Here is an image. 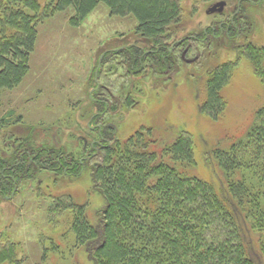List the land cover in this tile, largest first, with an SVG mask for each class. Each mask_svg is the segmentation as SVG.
<instances>
[{
    "label": "trees",
    "instance_id": "obj_1",
    "mask_svg": "<svg viewBox=\"0 0 264 264\" xmlns=\"http://www.w3.org/2000/svg\"><path fill=\"white\" fill-rule=\"evenodd\" d=\"M100 4H105L112 16L136 19L134 34L143 42L138 45L143 46L114 54L121 57L127 74L133 65L135 71L141 70L135 74L141 79L130 80L131 89L120 88L122 96L116 101L102 86L94 98L103 96V102L98 106L91 103L95 109L98 107L99 114H90L95 122L106 129L107 122L102 120L112 112L118 115L137 105L144 79L157 75L163 81L174 71L175 57L169 50L175 30L183 21L181 0H0L3 195L12 193L14 183L20 186L35 181L44 171L69 179L78 178L88 169L94 188L105 202L99 222L89 218L88 204H78L71 194L51 196L49 215L52 222L64 216L69 234L92 264H264V107L256 111L241 139L228 149L213 151L211 157L222 178L219 184L193 174L194 139L185 130L160 132L143 126L121 138L117 127L109 126L103 130L106 135L101 134L108 141L102 142L98 156L89 155V159L83 151L84 141L79 147H68L65 153L64 148L56 147L57 141L50 139L51 152L43 162L50 170L29 165L27 152L35 156L41 139L34 132L23 139L10 133L19 120L13 111L1 109L2 97L17 89L29 74L40 25L70 8L75 10L71 23L80 25ZM235 44L230 45L251 63L264 84V46ZM156 60L172 65L168 69L166 64L157 65ZM232 68L231 63L219 64L206 77V99L200 111L213 120L225 114L223 91L232 79ZM89 130L85 129L86 138L93 137ZM23 263L20 245L0 234V264Z\"/></svg>",
    "mask_w": 264,
    "mask_h": 264
},
{
    "label": "rangeland",
    "instance_id": "obj_2",
    "mask_svg": "<svg viewBox=\"0 0 264 264\" xmlns=\"http://www.w3.org/2000/svg\"><path fill=\"white\" fill-rule=\"evenodd\" d=\"M218 1L221 0H181L183 21L175 30L179 37L218 19L206 14ZM250 14L254 29L245 42L235 45L264 46V2L252 8ZM74 16L75 10L70 8L39 26L29 74L17 89L2 97L1 109L13 111L19 120L10 133L23 138L34 132L39 139H52L59 147L70 149L80 135L87 134L85 129L96 128L99 123L94 116L90 117L98 110L91 104L97 92L93 91L96 73L97 78L101 74L99 84L114 101L122 96L120 88L131 89L130 80L141 79L128 75L120 63L121 57L114 55L129 45L141 44L134 34L136 19L112 16L105 4H100L80 25L71 23ZM207 52L202 51L194 64L179 61L169 80L166 77L162 81L157 75L144 79L140 83L142 94L136 97L137 105L118 115L112 112L102 123L115 125L121 138L143 126L160 132H189L194 139L196 159L193 174L219 184L221 173L212 153L228 149L245 135L256 111L264 107V84L251 63L229 43L213 46ZM223 63L232 64L233 76L223 91L227 102L225 114L213 120L201 113L200 105L206 99V77ZM68 178L44 171L37 180L17 186L14 195L13 190L6 198H0V234L20 245L23 264H92L87 253L76 246L64 216L50 221L51 196L71 194L78 204H88L87 214L96 223L105 202L94 188L90 170H84L78 178Z\"/></svg>",
    "mask_w": 264,
    "mask_h": 264
},
{
    "label": "flooded vegetation",
    "instance_id": "obj_3",
    "mask_svg": "<svg viewBox=\"0 0 264 264\" xmlns=\"http://www.w3.org/2000/svg\"><path fill=\"white\" fill-rule=\"evenodd\" d=\"M263 2L264 0H226V1L221 0V1H218L212 4L206 10V14L207 16H212V15L217 16L218 19L215 18L211 20L208 24H206V26L202 28H192V30L188 31V33L182 37H179V35L176 34L174 37L172 46L169 50L170 55L171 56L173 55L175 57L174 58L175 63L172 65L169 61L166 62L165 60H162V62H160L159 60H156V64L157 65L166 64V67L168 69L170 68L171 65L173 68H175L178 65L179 59L184 63L194 64L200 60L201 58L200 53L202 51L208 50L209 52V50L211 51V48L213 46L215 47L222 46V45H225L226 43L234 44V43H238L239 41L240 43L241 41L245 42L246 41L245 39L249 36V34L254 29L253 18L250 14L251 9L261 6ZM218 3H224L223 9L221 10L220 7H217L216 11H214L213 13H208V11ZM129 46L130 47L134 46L137 49H141V47L138 44H133ZM189 54H193V55L190 57ZM146 55L147 54L145 53L144 56ZM145 67H146V63L141 64L142 69H144ZM131 68H132V71H128L129 72L128 75H131L133 77H135V74L141 71V70L135 71L134 65L131 66ZM169 78H170V75H167L168 80ZM95 81H96V77H95ZM97 86L98 85L96 84V87L94 88L93 91L99 92L102 89V86H100V84H99V88ZM92 101L96 103L97 106L99 105V103L103 102L102 100H99V99H92ZM96 114H99V113H96ZM106 124H107L106 129L109 126H114L112 123H106ZM96 128L97 130L94 131V129ZM96 128L95 127L90 128L91 131L93 132L92 138L91 137L86 138L87 136L85 137L83 135H80V137L78 138V142L76 144V146L79 147L81 145L80 142L84 141L83 151L86 152L87 159H89L90 157L89 155H93L94 157L98 156L102 142L108 141L104 138L103 135L101 136L102 133H105L106 135L105 131L107 130L103 128L101 124H98ZM95 132L96 134H94ZM49 142H50V139H47V138L41 139V143L39 145L40 150L39 152H36L37 154H35V156L32 155L31 151L27 152V155L30 159L29 161L30 166L31 164H33L35 165L37 169H40L39 167H41L42 165L43 166L42 168H44L46 171L50 170L49 166L46 167L43 164V162L46 161L45 158H47L51 152L50 150L51 145ZM55 144L57 148H60V149L63 148L62 147L63 145L62 146L60 145L59 147L57 146L59 145V143L56 142ZM64 149L66 151L65 153H67L68 147L65 146ZM82 163H83V160L81 159V164ZM19 165H20L19 163L15 164L16 168H19L20 167ZM16 187L17 186L14 183L13 195L15 194L17 190ZM0 198H6V195H3L2 190H0Z\"/></svg>",
    "mask_w": 264,
    "mask_h": 264
},
{
    "label": "water",
    "instance_id": "obj_4",
    "mask_svg": "<svg viewBox=\"0 0 264 264\" xmlns=\"http://www.w3.org/2000/svg\"><path fill=\"white\" fill-rule=\"evenodd\" d=\"M223 6H224V3H218V4H216L213 8H211L209 11H208V13H213L214 11H216V8L217 7H220L221 8V10L223 9ZM101 62V61H100ZM97 76H98V73H96V84L98 85L97 87L99 88V81H98V79H97ZM97 88V89H98Z\"/></svg>",
    "mask_w": 264,
    "mask_h": 264
}]
</instances>
